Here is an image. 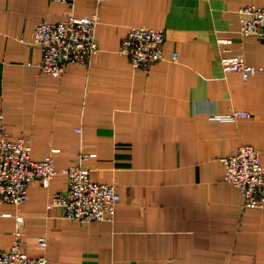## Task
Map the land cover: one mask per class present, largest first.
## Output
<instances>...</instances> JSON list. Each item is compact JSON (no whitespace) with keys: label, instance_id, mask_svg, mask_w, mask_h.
<instances>
[{"label":"crops","instance_id":"crops-1","mask_svg":"<svg viewBox=\"0 0 264 264\" xmlns=\"http://www.w3.org/2000/svg\"><path fill=\"white\" fill-rule=\"evenodd\" d=\"M252 3L264 0H105L101 50L54 76L40 72L42 49L30 43L37 24L92 15L97 1L0 0V124L58 170L49 185L35 179L21 206L0 203V247L21 212L26 251L53 264H264V208L243 207L222 161L252 144L264 164V73L245 80L220 61L224 47L264 66V39L240 34L239 9ZM132 26L164 29L168 59L135 68L119 51ZM234 109L251 116L214 117ZM82 152L94 180L117 185L114 221L83 224L50 206Z\"/></svg>","mask_w":264,"mask_h":264},{"label":"built area","instance_id":"built-area-1","mask_svg":"<svg viewBox=\"0 0 264 264\" xmlns=\"http://www.w3.org/2000/svg\"><path fill=\"white\" fill-rule=\"evenodd\" d=\"M96 1L98 9L92 15L72 14L58 22L41 20L37 24L30 43L42 49L41 73L61 76L71 64L90 65L91 58L101 50L97 26L99 7L105 0ZM239 10L242 14L241 36L256 35L264 39V5L246 4ZM165 40L166 32L162 28L132 26L119 51L130 57L135 68H146L168 59L164 52ZM228 41L229 38L218 39L219 44ZM225 50L224 47L220 48V61L225 72L240 73L245 80L256 73H264V66L249 63L244 52L225 55ZM179 57V52L174 51L170 60L177 61ZM249 116L251 113L245 110L234 109L228 114L214 117L237 120ZM0 120H3L1 112ZM89 156L91 154L82 152L64 170L68 186L66 190L54 193L50 206L62 207L67 217L83 224L99 220L114 221L121 194L115 183L92 178L91 168L86 164ZM222 161L226 166L225 180L242 191L243 207L264 208V164L260 150L252 144H242L234 152L223 156ZM57 174L52 155L33 157L31 141L11 139L5 124H0V203L10 202L21 206L27 202L29 187L35 179L40 178L43 184L49 185ZM25 228L26 216L19 212L15 215L10 245L0 247V264H53L46 254L37 257L28 254ZM39 243L46 247L48 238L41 236Z\"/></svg>","mask_w":264,"mask_h":264}]
</instances>
